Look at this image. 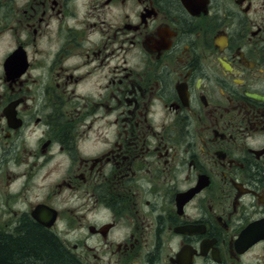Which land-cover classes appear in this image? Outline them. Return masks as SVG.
Returning a JSON list of instances; mask_svg holds the SVG:
<instances>
[{
  "label": "flooded vegetation",
  "instance_id": "1",
  "mask_svg": "<svg viewBox=\"0 0 264 264\" xmlns=\"http://www.w3.org/2000/svg\"><path fill=\"white\" fill-rule=\"evenodd\" d=\"M26 225L73 264H264V0H0V234Z\"/></svg>",
  "mask_w": 264,
  "mask_h": 264
},
{
  "label": "trees",
  "instance_id": "2",
  "mask_svg": "<svg viewBox=\"0 0 264 264\" xmlns=\"http://www.w3.org/2000/svg\"><path fill=\"white\" fill-rule=\"evenodd\" d=\"M22 234L18 238L0 234L2 264H73L56 242L37 227L23 226Z\"/></svg>",
  "mask_w": 264,
  "mask_h": 264
}]
</instances>
